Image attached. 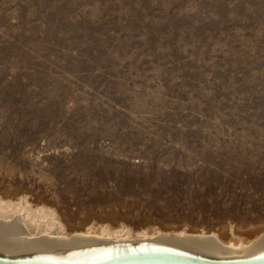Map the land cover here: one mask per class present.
<instances>
[{
	"label": "rangeland",
	"instance_id": "obj_1",
	"mask_svg": "<svg viewBox=\"0 0 264 264\" xmlns=\"http://www.w3.org/2000/svg\"><path fill=\"white\" fill-rule=\"evenodd\" d=\"M0 195L264 232V0H0Z\"/></svg>",
	"mask_w": 264,
	"mask_h": 264
},
{
	"label": "bare ground",
	"instance_id": "obj_2",
	"mask_svg": "<svg viewBox=\"0 0 264 264\" xmlns=\"http://www.w3.org/2000/svg\"><path fill=\"white\" fill-rule=\"evenodd\" d=\"M0 264H264V232L133 228L92 222L70 231L58 212L0 195Z\"/></svg>",
	"mask_w": 264,
	"mask_h": 264
}]
</instances>
